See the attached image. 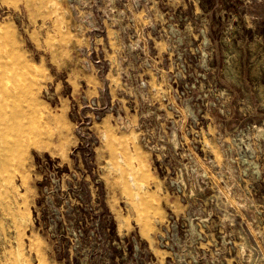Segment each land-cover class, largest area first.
I'll return each mask as SVG.
<instances>
[{
  "label": "rangeland",
  "instance_id": "374dc122",
  "mask_svg": "<svg viewBox=\"0 0 264 264\" xmlns=\"http://www.w3.org/2000/svg\"><path fill=\"white\" fill-rule=\"evenodd\" d=\"M146 6L0 0V264H264V0Z\"/></svg>",
  "mask_w": 264,
  "mask_h": 264
},
{
  "label": "crops",
  "instance_id": "0c3cea01",
  "mask_svg": "<svg viewBox=\"0 0 264 264\" xmlns=\"http://www.w3.org/2000/svg\"><path fill=\"white\" fill-rule=\"evenodd\" d=\"M130 5L131 3H134L136 5V7L140 8V9H147L146 4L151 1L153 2V0H128Z\"/></svg>",
  "mask_w": 264,
  "mask_h": 264
},
{
  "label": "bare ground",
  "instance_id": "6f19581e",
  "mask_svg": "<svg viewBox=\"0 0 264 264\" xmlns=\"http://www.w3.org/2000/svg\"><path fill=\"white\" fill-rule=\"evenodd\" d=\"M25 70V69H24ZM26 73V72H25ZM35 116V115H34ZM36 117V116H35ZM6 145V144H5ZM129 179V178H128Z\"/></svg>",
  "mask_w": 264,
  "mask_h": 264
}]
</instances>
